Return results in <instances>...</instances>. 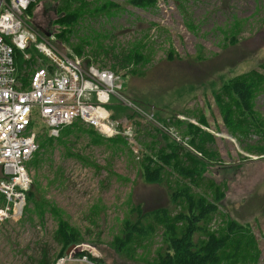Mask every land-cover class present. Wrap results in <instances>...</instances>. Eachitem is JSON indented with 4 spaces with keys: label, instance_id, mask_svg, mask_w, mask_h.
I'll return each mask as SVG.
<instances>
[{
    "label": "rangeland",
    "instance_id": "374dc122",
    "mask_svg": "<svg viewBox=\"0 0 264 264\" xmlns=\"http://www.w3.org/2000/svg\"><path fill=\"white\" fill-rule=\"evenodd\" d=\"M114 1L124 6L120 12L111 19L98 16L90 22L82 21L77 36L92 42L100 55L99 62H109L107 55L110 57L113 53L140 49L145 61L136 68L138 73L125 79L122 76L125 71L116 73L121 77L122 88L126 81L133 91L164 95L166 101L162 103L170 104L166 105L164 114L173 115L175 109H186L180 118L195 124L199 115L205 114L209 129L216 132L214 148L221 159L214 160L212 167L226 166L219 173L212 174L214 176L205 175L195 189L206 191L212 183L208 177L225 188L226 197L211 221L210 229L225 230L228 216L246 226L253 235L254 248L251 250L258 252L256 264H264V156L249 152L237 139L236 136H245L238 122L231 127L223 122L209 86L206 96L199 88L193 97L180 100L175 96L170 98L167 91L170 85L187 81L200 87L201 81L216 78L219 72L225 75V80H230L241 73L257 70L264 80V67L260 66L264 62V0H159L150 9L128 6V0ZM55 18L54 0H40L32 13L27 11L24 15L28 25L43 32L54 30L49 24ZM233 35L236 40L232 39ZM75 39L72 37V42ZM60 47L64 53L69 50L68 44ZM170 49L177 56L170 58ZM199 54L203 59H196ZM43 65V62L37 63L39 67ZM215 65L218 69L212 77L202 76L204 67ZM123 94L131 100L128 93ZM253 104L255 112L264 119V81ZM33 115L34 130L39 132L45 125L37 109ZM130 121L134 125L136 121L137 125L140 122L147 128L150 126L146 123L150 121L141 116ZM74 127L69 137L70 145L54 143L43 156L40 167L30 169L32 182L40 185L42 196L55 207L54 212H45L41 217L40 213H34L32 206H26L20 220L0 221V264H35L46 244L50 258H57L61 249L53 239L57 216L79 230L86 241L105 244L122 234L123 219L131 215L134 204H141L149 212L164 208L171 209V216L177 213L178 207L170 202L165 186L147 184L139 176L140 152L146 145L141 142L138 130L134 137L136 146L132 147L122 138L107 139L93 128L89 130L90 135L80 131L86 128L81 124ZM176 129L183 132L185 125ZM91 137L102 143H93ZM156 137L159 139L158 134ZM156 137L148 134L145 139L149 143ZM248 141L253 144L257 137ZM161 144V140L154 142V149ZM237 165L240 166L235 170ZM176 176L170 177L172 184ZM4 203L5 200L1 199L0 208ZM146 223L151 224L154 233L147 241L133 242L135 259L115 261L113 253L106 252V264H143L155 260L156 249L163 244V228L153 216L147 217ZM81 246V250L87 249L92 255L101 256L94 246ZM76 253L72 250L57 264H93L86 258L78 259Z\"/></svg>",
    "mask_w": 264,
    "mask_h": 264
},
{
    "label": "trees",
    "instance_id": "16d2710c",
    "mask_svg": "<svg viewBox=\"0 0 264 264\" xmlns=\"http://www.w3.org/2000/svg\"><path fill=\"white\" fill-rule=\"evenodd\" d=\"M158 2L159 0H128L126 5L133 8L150 9L155 7ZM37 4L31 5L28 13H32ZM123 7L114 0H54L56 18L49 24V28L54 30L38 31L43 35L51 34L52 42L58 46H56L58 49H61L60 45L68 44L69 50L66 54L71 55L70 58H82L87 65L95 63L110 66L116 73L125 71L122 75L125 79L129 75L137 74L136 68L145 61L140 49L113 53L110 57L107 55L106 59L109 62H99L98 57L100 55L93 48L92 42L85 37L79 38L77 36L82 21L90 22L98 16L111 19ZM72 37H76L73 42ZM232 39L236 40V35H233ZM15 55L16 76L23 82L24 86H27L29 83V71L27 69L30 68L31 64L24 60L22 53L16 52ZM168 56L174 58L177 54L173 49H170ZM196 59L201 60L203 57L199 54ZM260 66L264 67V62ZM217 69V65L209 68L204 67L202 76H211L217 72ZM221 73L219 72L216 78L201 81L200 87L187 81L178 85L172 84L167 88V91L170 92V98L175 96L176 99L180 100L193 97L197 92L196 89L199 88L206 96L209 86L213 99L220 108L223 122L229 127L238 122L245 131V136H236L237 139L245 144V148L249 152L264 156V119L255 112L253 104L257 90H261L264 80L257 70L241 73L230 80H225V75H220ZM122 92L128 93L131 100L154 114L158 124L146 121L147 124H150L148 128L140 122L137 125L135 121V132L138 130L141 142L146 145L140 152L138 173L143 182L166 187L170 202L175 208L178 207L177 213L171 216V209L164 208L149 212L145 211L141 204H134L129 213L131 215L123 219L122 234L115 236L111 242L105 244L86 241L79 230L71 226L61 216H57V228L53 233V239L61 246L60 252L56 256L57 258L51 259L49 247L46 244L41 249V256L35 260V264H57L59 260L67 258L69 254H67V250L72 246H75L72 250L77 252L78 259L86 258L93 264H106L104 255L106 252L113 253V260L115 261L122 262L121 258L124 260L127 258L135 259L132 253L133 242L139 239L147 241L154 233L151 224L146 223L149 216L155 217L161 223L163 244L156 249L155 260L152 262L145 261L143 264H256L258 252L256 249L251 250L254 248V242L252 231L249 228L228 216L225 230L210 229V223L220 211L226 197L223 185L208 177L212 183L206 191L198 192L195 190L199 187L200 182L205 179V175L219 173L221 169L226 168V166L218 169L212 167L214 160L221 161V159L214 148L216 132L209 129L210 123L205 114H200L195 124L180 118L182 113L187 112L186 109L181 111L175 109L176 112L173 115L164 114L166 105H170L162 103L163 100L166 101L164 95L156 96L133 91L126 81ZM107 108L114 118L134 119L139 117L135 112L121 104L108 105ZM193 114L197 115L194 112ZM78 124L81 123L77 121L64 127L58 137H49L47 136L49 135L48 132H44L39 137L40 149L29 162L28 168L40 167L43 156L45 157L49 146L54 143L70 145L69 137L74 132V126ZM182 125H185V130L180 132L176 128ZM85 127L84 130L80 131L92 135L89 131L91 128ZM151 129L154 132H151ZM148 134L155 137L158 134L159 139L156 137L147 143L145 138ZM253 136L257 137V141L252 144L248 139ZM91 138L95 144L102 143L94 137ZM159 140L163 144L154 149V142L157 143ZM117 147L121 148L120 145ZM124 147L127 149L125 144ZM239 166H235V170ZM174 174H177L178 177L176 176L172 184L170 177ZM1 199L3 197L0 195ZM26 201L27 206H32L34 213H40L41 217L45 212H54L55 210V207L51 206V203L42 196L40 185L34 181L26 192ZM83 244L94 246L99 250L101 256L92 255L87 249L81 250L80 247Z\"/></svg>",
    "mask_w": 264,
    "mask_h": 264
},
{
    "label": "built area",
    "instance_id": "2783aa9c",
    "mask_svg": "<svg viewBox=\"0 0 264 264\" xmlns=\"http://www.w3.org/2000/svg\"><path fill=\"white\" fill-rule=\"evenodd\" d=\"M39 2L0 0V195L5 200L1 222L24 216L32 183L28 164L39 151L44 132L58 137L64 127L81 121L107 139L133 142L134 128L111 116L107 106L112 104L126 106L150 123L156 121L152 112L124 96L115 71L70 58L27 24L25 13ZM16 52L31 64L27 86L16 76ZM34 109L45 125L39 132L34 130Z\"/></svg>",
    "mask_w": 264,
    "mask_h": 264
},
{
    "label": "bare ground",
    "instance_id": "6f19581e",
    "mask_svg": "<svg viewBox=\"0 0 264 264\" xmlns=\"http://www.w3.org/2000/svg\"><path fill=\"white\" fill-rule=\"evenodd\" d=\"M47 38H49V39H51V34H50V36H48V35H45ZM55 37V36H54ZM57 41V40H56ZM62 44V43H61ZM57 46V45H56ZM58 47V46H57ZM67 47V46H66ZM72 51H73V49H72ZM75 52V51H74ZM68 55V54H67ZM70 57H71V55H69ZM76 56H78V55H76ZM84 65H86V66H90V65H96V64H90V65H87L85 62H84V60L82 59V58H80L79 59ZM97 66V65H96ZM119 120L121 121V122H123L124 120H126L129 124H131L132 125V127L134 128V130H135V125L133 124V122H131L130 121V119L129 118H127V117H122V118H119ZM80 123H81V125H84V126H87V127H90V126H88L87 124H85V123H83V122H81V121H79ZM90 128H92V127H90ZM124 139V138H123ZM125 140V139H124ZM129 145H132V147H133V145H135L136 146V143L133 141V142H130V141H128V140H125ZM134 149V148H133ZM134 151H136L137 152V150L136 149H134ZM135 152V153H136Z\"/></svg>",
    "mask_w": 264,
    "mask_h": 264
},
{
    "label": "water",
    "instance_id": "95a60500",
    "mask_svg": "<svg viewBox=\"0 0 264 264\" xmlns=\"http://www.w3.org/2000/svg\"><path fill=\"white\" fill-rule=\"evenodd\" d=\"M47 35L50 36L49 33H48ZM74 247H75V246L70 247V248L67 250V254L70 253V251H71ZM81 247H83V246H81ZM81 247H80V249H81Z\"/></svg>",
    "mask_w": 264,
    "mask_h": 264
}]
</instances>
